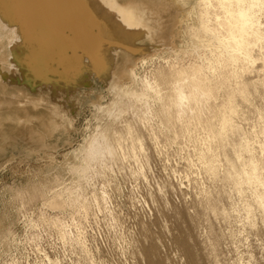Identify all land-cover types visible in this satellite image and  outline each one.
Masks as SVG:
<instances>
[{
	"label": "bare ground",
	"instance_id": "6f19581e",
	"mask_svg": "<svg viewBox=\"0 0 264 264\" xmlns=\"http://www.w3.org/2000/svg\"><path fill=\"white\" fill-rule=\"evenodd\" d=\"M1 1L3 4L1 16L12 27V35L8 46L0 50L1 81L7 82L15 78L12 77V74L19 70L23 74V79L21 77L19 81L27 84L32 89L31 91L39 87L50 89L53 99L56 100V94L62 88L69 89L70 86H74L88 73H92L104 81L113 94L110 102L95 106L97 114H100L98 117L101 118L102 115L112 116L115 121L112 123H107L109 122L107 121L106 124H102L105 127H102L99 123L100 125L94 130L93 135L84 140L77 151L78 162L70 166V173L73 176L71 180L65 183L61 176L57 175L52 185L36 184L32 186V189H18L15 198L20 208L28 204L33 205L41 202V205L53 209V212L59 211V213L64 214L66 212L69 214L88 213L90 196L98 195L97 187L93 184L95 175H97L94 171L97 172L95 167L98 161L103 160L106 155L116 158L119 155L117 153L118 147L122 146L123 139L129 140V142L132 140L133 144L130 143L131 146L139 142V146L144 143H141L143 135L140 131L142 130H137L133 124L132 117L136 114L148 119H158V126L169 133L171 142H174V144L175 142L178 144L181 137L183 139L189 137L193 140L196 136L195 139L197 140L195 142L198 143L204 140L205 147L199 145L203 149L199 151L198 157L200 155L205 171L211 175H208V178L214 176L219 179V167L220 165L224 166L222 162L220 164L222 156L223 161L226 162V170L224 169L226 173L223 174L225 176L221 175L223 176L221 179L223 178L224 184L226 182L228 185L226 188L231 187L228 189H233L234 192L238 191V193L241 192V194L245 186L246 189H248L247 187L250 189L244 191L250 193L251 190L252 199L248 198L247 194V196L240 194L244 197L242 200H245V197L248 199L247 202L241 201L245 203L241 208L245 210L246 215L244 217H247L243 221H247L256 229V224L260 219V222H262L260 226L264 227L262 226V224L264 225V160L256 156L255 143L252 142L250 134H247L250 131L248 132L247 129L246 132L240 125L245 120L243 106L251 102V88L257 87L259 85L257 83L263 80L259 82L254 79V81L251 80L249 72L255 66L254 62H259V59L256 60L255 50L256 52L257 50L260 51L259 57L257 56L260 61L263 59V62L261 61L262 63L260 62V66L257 67H264V31L262 32L264 28V0ZM165 45L167 48H164ZM158 48L162 52L149 57H141L140 64L143 67L151 62L154 63L152 68L144 74L138 72L137 63L128 65L124 69L125 75L129 78L128 82H123L122 77L114 73L116 62L122 53L133 58L132 56L145 54ZM86 72L87 74H85ZM1 85H3V82L0 83ZM5 85L7 86L6 83ZM1 101L0 98V103ZM21 103L19 101L20 105ZM260 110L259 121L262 120V130L264 131V113L263 109ZM129 111L133 115L130 116ZM121 117L124 119H121V122L119 121V124H117L116 119L118 121ZM239 118L244 119L239 123ZM110 121H113V119ZM143 125L145 124L143 123ZM198 136L203 138L201 142H199L201 138H197ZM140 139L141 141H138ZM154 140L151 142H155ZM118 143H120L119 146ZM258 144H260V150L264 154V143L260 142ZM214 179L212 178V181ZM220 180L218 181L219 185L223 183ZM222 185L221 187L224 189L225 185ZM90 186L93 189L89 194L88 187ZM216 188L219 187L216 186ZM229 190L227 191L228 195L233 193ZM222 192L218 196L215 195L213 201H210V204L208 203V208L210 213H213L211 217L219 215L226 222L228 221V224L230 222L231 225L232 217L237 214L232 212L235 209L232 210L229 207L231 210H228L229 208L226 210L224 206L220 205L223 204V198L227 195L226 190L224 193ZM209 193L206 195L209 196ZM209 197L212 200L213 195ZM202 199L204 200V198ZM232 200L227 199L228 202L233 203ZM224 202L226 201L224 200ZM204 203L206 204V201ZM204 203H201V205L208 206H205ZM225 205L230 206L231 204L227 203ZM237 209L239 210V207ZM199 211L201 213V210ZM61 215L55 214L46 218L45 213L41 212L40 219H43L44 223L48 221L51 225L58 227L63 238H69L67 228L69 223L66 224ZM233 219H235L234 223L238 218ZM209 220L212 221L213 219ZM145 221L141 222V230L143 233H148L151 231L149 229L150 223ZM213 222L210 225L211 227L209 226L210 230L206 239V242L210 241L208 250L207 246L206 248L201 245L202 241L199 242L200 239L195 240L193 238V230L188 229V234L182 242L180 241L183 247L182 264H221L219 261V246L223 243V237L235 239L237 231L233 229L234 224L232 223L233 230L230 229L227 234L225 232L223 233L225 235H223L220 230H217V224L214 225ZM237 227L235 226V228ZM242 227L244 226L242 225ZM248 227L250 228V226ZM259 229L261 228L258 227ZM82 231L78 228L77 234L70 238L78 246L80 245L82 251L88 254L89 247L87 248ZM151 235L149 239L152 238ZM142 238L144 239L143 235ZM153 239L148 242L143 250V255L148 264H180L173 263L169 256H167L170 259L169 262L164 259L165 254L164 257L161 256L163 251L160 254L157 239L156 241ZM136 256L140 258L139 254ZM141 259L143 258H136L137 262L135 263L141 264ZM244 264H250V262L247 261Z\"/></svg>",
	"mask_w": 264,
	"mask_h": 264
},
{
	"label": "rangeland",
	"instance_id": "374dc122",
	"mask_svg": "<svg viewBox=\"0 0 264 264\" xmlns=\"http://www.w3.org/2000/svg\"><path fill=\"white\" fill-rule=\"evenodd\" d=\"M2 9L3 4L0 0V50L8 46L12 35V27L1 16ZM164 48H167V46L165 45ZM158 52H162V50L158 48L145 54L132 56L133 58L122 53L116 62L114 73L121 76L123 82H128L129 78L124 72L125 67L137 63L138 72L144 74V72L152 68L154 63L152 64L151 62L146 67H143L140 64L141 57H149ZM259 52V50L257 52L255 50L256 60L259 59V62H254L255 66L250 71L252 74L249 72V76L251 80L254 79L257 82L263 79V83L261 81L257 83L259 84L257 87L251 88V102L244 106L242 105L245 111V120H243L244 118H239L238 121L239 123L241 120L244 121L240 125L245 131L247 129L248 132L250 131L247 134H250L252 142L255 143L256 156L264 160V154H262L259 147L260 144H258L260 142L264 143L263 122H261L262 120L259 121V110L263 109L264 113V69H262L264 67H257L263 62V59L261 62L260 58H258ZM254 68L261 69L262 72L255 71L256 69ZM14 73L12 77L15 78H12L10 81L5 82L0 80V83L2 84L3 82L4 85L0 86L2 89H0V98L3 101L0 103V110L2 109L0 111V264H133V261L136 264V258H143L140 260L141 264H148L147 259L143 255V250L152 238H154V241L157 239L156 242L160 244H158V247L160 248V254L163 251L161 256L164 257L165 254L164 259H167L169 262L170 257L173 263L182 264L183 247L181 242L188 234L187 232L193 230V238L195 240L200 239L199 242L202 241L201 245L207 246L208 250L210 241L206 242V239L210 230L209 226L213 221L214 225L217 224V230H220L222 234L225 232L227 234V231L229 232L230 229H236L237 231L235 239L223 237L224 241L222 240L223 243L219 246V261L221 264H244L247 261L250 264L254 262L256 264H264V227L260 226L262 222H260V219L259 221L257 220V228L255 229V226L253 228L247 221H243L247 217H244L246 215L245 210L241 207L245 203L242 202H247L248 199L245 197V200H247H242L244 198L242 196L248 195V198L252 199L251 190L250 193L244 191L246 189L245 186L241 194V192L238 193V191L234 192L233 189H228L231 187L226 188L228 185L226 182L224 184L223 178L221 179V177L225 176L223 174L226 173V162L223 161L222 156L220 164L222 162L224 166L220 165L219 167V179L214 176L208 178V175H211L205 171L206 169L200 159V155L198 157L199 151L205 147L203 138L201 136L197 137L201 138L199 142L202 140L201 143L203 144L195 142L197 140L195 139L196 136L193 140L189 137L187 138L190 140L186 137L184 139L181 137L178 140V144L177 142L174 144V142H171L169 133L158 126L159 121L156 118L148 119L136 114L132 117L134 127L139 131L142 130L140 131L143 135L142 141L141 139L138 141L144 142L141 144L143 145V150L141 145L139 146L140 142L134 144L137 146L134 148V145L131 146L133 144L132 140L129 142V140L123 139V144L121 142L122 146L118 143V146L120 145L117 150L119 155L117 154L116 158L106 155L103 160L98 161L95 167L97 172L94 171L97 175H95L93 183L97 187L98 195L90 196L88 213H70V215L67 212V214L59 213V211L53 212V209L47 208L46 205L44 207L41 205V202L33 205L28 204L20 208L15 198L18 189H32V186L36 184L52 185L57 175L61 176L63 182H69L73 177L70 173V166L78 162L76 157L77 151L84 140L93 135L98 125L101 124L102 126L107 121H109L107 123H112L115 120L112 116L102 115V117L107 118L98 117L100 114H97L95 105L110 102L113 94L107 88L106 83L95 74H87L86 72L87 76L80 79L74 86H70L69 89H66V87L62 88L56 94L55 100L50 89L39 87L31 91L32 89L27 84L19 81L21 77L23 79L21 71L16 70ZM259 73L262 74L260 75ZM14 79H17V82ZM13 93L15 94L13 95ZM19 101L22 102L21 105ZM22 104L24 105L22 106ZM17 110L22 114H19ZM131 114L133 115L132 112H130V116ZM125 115L127 114L125 113ZM109 118H112L113 121H110L112 119ZM121 119L124 118L121 117L118 121L116 119V123L118 122L117 124H119ZM138 119L140 120L138 121ZM257 137L260 139L258 140ZM153 140L155 142H151ZM135 142L137 143V141ZM199 145H202L201 147L203 148L199 147ZM212 178L216 179H214L216 183L212 181ZM219 180L223 182L220 185L218 184ZM214 183L216 184L215 186ZM221 185H225L224 189L226 192ZM216 186L220 189H217ZM247 188L246 190L250 189L249 187ZM92 189L91 186L88 187L89 194ZM218 190L221 192L224 190L222 193L225 192L226 194L228 190L233 192H228L229 195L227 194L223 198L226 202L223 200V204H220L226 210L229 207L232 210L235 209L232 212L237 214L233 215L238 219L233 223L235 220L233 218L235 217H232V226L230 222L228 224V221L226 222L219 215L211 217L213 213H210L208 208L209 202L213 201L215 195L221 194ZM207 193L211 196L213 195L212 200L209 194V196L206 195ZM228 198L230 200L234 198V201L232 200L233 203L231 201L229 203L227 201ZM158 199L159 201H157ZM204 201H206V204ZM201 203L208 206L204 207ZM227 203L231 204L232 207L231 205H225ZM203 207L204 209L206 208L205 212L208 214L203 213ZM236 207H239V210ZM230 208L228 210H231ZM199 210H201V213ZM255 210L258 211L257 208ZM41 212L45 213L46 218L55 214H62L61 218H63L66 224L69 223L67 225L69 238H63L58 227L51 225L48 221V224L47 222L44 223V220L40 219ZM83 214H86V216L84 217ZM209 219L213 220L210 221ZM72 220L73 222H71ZM239 220L241 221L238 222ZM144 221L150 223L149 229L151 231L146 232L149 234V237L141 230V222ZM194 223L195 225H193ZM232 223L234 224L233 229ZM244 223L246 224L244 225ZM235 226L239 228H235ZM262 226L264 225L262 224ZM77 227L81 231L83 230L84 240H86L87 248L89 247L88 254L80 249V245L78 246V244L71 240L77 234ZM258 227L261 229L258 230ZM8 232L11 233L9 234ZM6 233L10 236L6 235ZM150 235L151 239H149ZM138 254L140 258L136 256Z\"/></svg>",
	"mask_w": 264,
	"mask_h": 264
}]
</instances>
